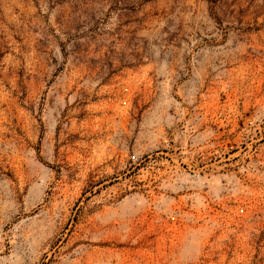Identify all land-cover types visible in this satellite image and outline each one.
<instances>
[{"label": "rangeland", "instance_id": "1", "mask_svg": "<svg viewBox=\"0 0 264 264\" xmlns=\"http://www.w3.org/2000/svg\"><path fill=\"white\" fill-rule=\"evenodd\" d=\"M0 264H264V0H0Z\"/></svg>", "mask_w": 264, "mask_h": 264}]
</instances>
